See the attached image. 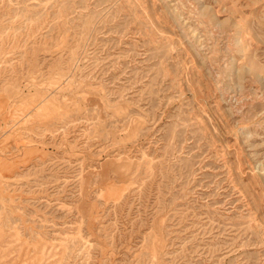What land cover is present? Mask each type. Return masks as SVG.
I'll use <instances>...</instances> for the list:
<instances>
[{
	"label": "rangeland",
	"instance_id": "1",
	"mask_svg": "<svg viewBox=\"0 0 264 264\" xmlns=\"http://www.w3.org/2000/svg\"><path fill=\"white\" fill-rule=\"evenodd\" d=\"M0 264H264V0H0Z\"/></svg>",
	"mask_w": 264,
	"mask_h": 264
}]
</instances>
